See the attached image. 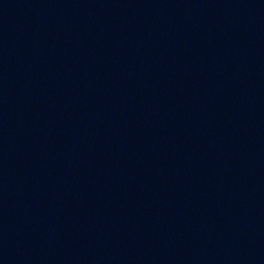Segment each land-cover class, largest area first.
<instances>
[{"label":"water","instance_id":"water-1","mask_svg":"<svg viewBox=\"0 0 264 264\" xmlns=\"http://www.w3.org/2000/svg\"><path fill=\"white\" fill-rule=\"evenodd\" d=\"M0 264H264V0H0Z\"/></svg>","mask_w":264,"mask_h":264}]
</instances>
